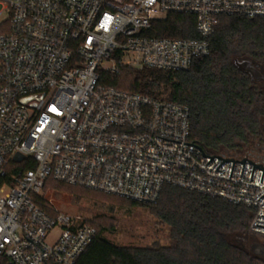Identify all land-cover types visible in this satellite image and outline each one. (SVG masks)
<instances>
[{"label": "built area", "instance_id": "2783aa9c", "mask_svg": "<svg viewBox=\"0 0 264 264\" xmlns=\"http://www.w3.org/2000/svg\"><path fill=\"white\" fill-rule=\"evenodd\" d=\"M170 13L200 38L150 34ZM224 15L264 19V0H0V264H75L96 238L42 206L49 179L141 203L168 185L218 197L252 209L264 237L261 168L251 179L248 160L214 155L248 157L193 142L187 104L102 82L122 66L188 70Z\"/></svg>", "mask_w": 264, "mask_h": 264}, {"label": "trees", "instance_id": "16d2710c", "mask_svg": "<svg viewBox=\"0 0 264 264\" xmlns=\"http://www.w3.org/2000/svg\"><path fill=\"white\" fill-rule=\"evenodd\" d=\"M195 25L193 16L170 13L165 19L153 21L150 34L200 38ZM209 43L210 54L196 59L188 70L122 66L117 74L104 73L102 82L121 90L187 104L191 109L193 141L210 152L235 148L236 142L246 141L262 126L263 95L249 85L246 73L234 60L244 56L264 60V19L220 16ZM50 183L70 186L49 179L45 187ZM120 199L151 207L160 222L169 227V245L118 246L101 237L97 228L96 238L75 264L263 262L227 238V233L234 229L250 230L253 212L246 206L170 185L164 187L156 203Z\"/></svg>", "mask_w": 264, "mask_h": 264}, {"label": "rangeland", "instance_id": "374dc122", "mask_svg": "<svg viewBox=\"0 0 264 264\" xmlns=\"http://www.w3.org/2000/svg\"><path fill=\"white\" fill-rule=\"evenodd\" d=\"M3 18L0 17V24ZM263 122V119H262ZM252 136V135H251ZM251 136H248L247 139ZM247 141V140H246ZM238 143V142H236ZM241 143V142H240ZM227 151L244 156L247 148H221L216 152ZM78 186L50 183L41 192L39 201L50 212L60 211L80 220L88 221L101 230V237L118 246L161 247L169 245V227L160 222L149 206L133 204L130 201ZM247 234L259 238L264 245V237L249 229L232 230L227 238L238 245L237 238ZM239 246V245H238ZM264 264V257L255 253Z\"/></svg>", "mask_w": 264, "mask_h": 264}, {"label": "flooded vegetation", "instance_id": "af4514ba", "mask_svg": "<svg viewBox=\"0 0 264 264\" xmlns=\"http://www.w3.org/2000/svg\"><path fill=\"white\" fill-rule=\"evenodd\" d=\"M234 63L241 71L246 73V79L249 80V85L257 88L263 95L264 110V60L244 56L236 58ZM262 119L261 129L257 133L252 134L247 141H239L237 145L247 148V152L249 153L244 156L264 164V116ZM236 241L245 251L264 257V245H261L262 243L259 238L247 234L243 239L237 238Z\"/></svg>", "mask_w": 264, "mask_h": 264}, {"label": "water", "instance_id": "95a60500", "mask_svg": "<svg viewBox=\"0 0 264 264\" xmlns=\"http://www.w3.org/2000/svg\"><path fill=\"white\" fill-rule=\"evenodd\" d=\"M165 138H166V137H165ZM168 139H170V138H168ZM171 140H174V139H171ZM175 141H178V140H175ZM178 142H182V141H178ZM193 142H194V141H193ZM193 142H192V143L184 142V143L191 144V145H193V146L198 147L199 149H201V147H199L198 145L194 144ZM201 151L203 152V156L211 157L210 160L208 161V163L212 160V158H213L214 156L224 159V160L221 162V164H222L224 161H234V163L237 162V161H239V162L244 163V165H245V160H248L249 162H251L252 164H254L251 179H252V177H253V173H254L255 166H257V167H259V168H261V169L263 170L262 179H261V181L263 182V178H264V166H263V164L256 165L254 161H252V160H250V159H248V158H243L242 160H235L234 158H227V159H225V158H223V157H221V156H217V155L210 156V155H206L202 149H201ZM22 158H23V155L20 154V153L16 154V156H15V159H16V160H21ZM208 163H207V164H208ZM234 163H233V168H234ZM221 164H220V165H221ZM220 165H219V166H220ZM244 165H243V169H242L241 176H242V174H243ZM219 166H218V167H219ZM218 167L216 168V170L222 172V170H221V169H218ZM233 168H232V172H233ZM232 172H231V176H232ZM263 196H264V195H262L261 197H263ZM261 197H260V198H261ZM260 198H259L258 200H260ZM262 216H264V215L262 214ZM257 226L264 227V225H260V224H257Z\"/></svg>", "mask_w": 264, "mask_h": 264}]
</instances>
